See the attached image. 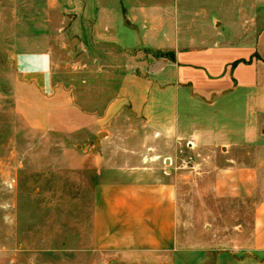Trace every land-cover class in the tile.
Here are the masks:
<instances>
[{
	"label": "crops",
	"instance_id": "obj_1",
	"mask_svg": "<svg viewBox=\"0 0 264 264\" xmlns=\"http://www.w3.org/2000/svg\"><path fill=\"white\" fill-rule=\"evenodd\" d=\"M249 2L240 41L208 43L167 12L49 0L58 12L42 20L43 45L16 48L23 115L70 132L62 168L95 180L85 241L95 261L264 264V0ZM188 186L198 203H253L227 247L182 223Z\"/></svg>",
	"mask_w": 264,
	"mask_h": 264
},
{
	"label": "rangeland",
	"instance_id": "obj_2",
	"mask_svg": "<svg viewBox=\"0 0 264 264\" xmlns=\"http://www.w3.org/2000/svg\"><path fill=\"white\" fill-rule=\"evenodd\" d=\"M110 1L108 6L119 11L144 7L145 13L173 14L183 33H195L208 43L239 42L253 14L249 0ZM57 12L49 0H0V264H121L87 255L95 180L92 174L64 170L61 164L75 137L68 131L39 130L33 124L38 115H23L21 73L13 55L22 44L30 50L40 48L42 20L47 13L57 17ZM192 22L197 26L188 28ZM185 192L182 223H189L196 233L202 229L212 241L217 233V247H227L232 226L251 218L250 201L207 196L202 200L207 209L201 211L202 202L188 195L189 186Z\"/></svg>",
	"mask_w": 264,
	"mask_h": 264
}]
</instances>
